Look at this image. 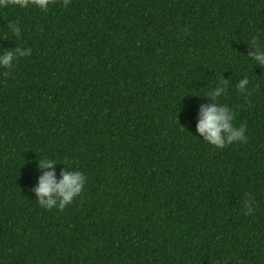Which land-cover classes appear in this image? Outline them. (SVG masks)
<instances>
[{
  "label": "trees",
  "instance_id": "16d2710c",
  "mask_svg": "<svg viewBox=\"0 0 264 264\" xmlns=\"http://www.w3.org/2000/svg\"><path fill=\"white\" fill-rule=\"evenodd\" d=\"M252 35L264 0H3L0 52L31 53L0 68V264H264ZM220 81L245 140L217 149L195 126ZM43 157L86 177L62 211L34 200Z\"/></svg>",
  "mask_w": 264,
  "mask_h": 264
},
{
  "label": "clouds",
  "instance_id": "9594fccd",
  "mask_svg": "<svg viewBox=\"0 0 264 264\" xmlns=\"http://www.w3.org/2000/svg\"><path fill=\"white\" fill-rule=\"evenodd\" d=\"M2 2L3 0H0V3ZM19 6L22 8L36 7L43 11L47 10L49 0H19ZM9 29L13 35L19 36L20 30L15 24L10 23ZM30 53V49L18 46L2 51L0 52V68L11 69L17 59L26 57ZM248 55L252 64H255L259 69L264 68V46L260 44L255 35L249 37ZM8 74L7 71L3 73L5 76ZM248 84L249 80L247 76H244L238 81L236 88L240 92H244ZM226 88V81H220L218 85L209 90L207 93L209 102L199 105L195 126L196 138L198 137V139L217 149L234 143H242L245 140V127L243 125L236 126L234 124L235 116L231 108L218 102V98L225 94ZM54 165L57 163L47 157L39 160L37 171L41 174L31 191L34 193V200L38 206L45 210L55 208L62 211L80 195L86 183V177L78 170L64 167L59 173V178H57L54 171H45V169H53ZM244 197L242 212L245 215H251L254 210L252 197L248 193H244Z\"/></svg>",
  "mask_w": 264,
  "mask_h": 264
}]
</instances>
